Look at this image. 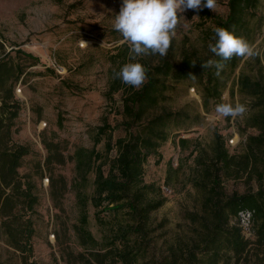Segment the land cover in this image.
Masks as SVG:
<instances>
[{"label": "trees", "instance_id": "obj_1", "mask_svg": "<svg viewBox=\"0 0 264 264\" xmlns=\"http://www.w3.org/2000/svg\"><path fill=\"white\" fill-rule=\"evenodd\" d=\"M260 2L227 0L224 19L215 18L207 8L197 11L200 20L213 24L203 34L206 54L200 56L195 51H185L179 62H175L171 58L172 49H169L164 57L158 54L155 64L141 60L147 79L139 89L123 84L114 76L108 93L121 92L120 126L124 129V137L113 140L115 128L104 119L96 128L90 149L79 147L72 155L64 156L59 143L42 141L46 157L43 167L39 164L38 169L49 173L50 198L57 209L68 188L65 178H54L53 167L67 162L74 164L70 189L74 192L79 215L72 232L79 251L59 243L62 264H141L152 241L151 235L156 231L151 227V214L165 203L159 188L144 182L143 168L148 158L158 154L159 148L179 127V122L187 117L182 112H156L165 100L168 83L199 85L205 111L209 101L218 102L242 58L224 61L225 67L219 76L215 75V67L204 69L205 61L220 60L208 48L210 42L215 43L213 29L223 27L247 39L249 19ZM10 52L0 58V234L18 255L20 264H35L32 261L35 233L32 216L38 198L30 178L18 172L29 150L14 144L11 136L14 120L20 112L13 90L21 77L27 75L21 61L37 63L38 60L19 49ZM259 74V78H251L241 73L235 80L238 92L250 102L243 130L254 133L246 136L241 154H229L223 138L215 134L211 154H199L194 158L198 176L192 183L202 192L203 200L201 213H187L185 218L196 227L195 236L187 243L171 246L168 260L154 264H243L252 254L262 255L259 261L264 264V74L261 68ZM60 122L58 117L57 123ZM103 140V153H100L96 146ZM187 144V139L178 138L181 150H186ZM223 178L254 179L257 190L226 195ZM89 186L92 191L87 194ZM89 207L94 210L97 223L108 230L100 242L88 228ZM241 212L250 216V237H246L240 226ZM102 214L109 218H102Z\"/></svg>", "mask_w": 264, "mask_h": 264}, {"label": "rangeland", "instance_id": "obj_2", "mask_svg": "<svg viewBox=\"0 0 264 264\" xmlns=\"http://www.w3.org/2000/svg\"><path fill=\"white\" fill-rule=\"evenodd\" d=\"M226 3L227 0H217V8L210 10L215 18L226 17ZM121 4L122 0H0V58L4 53L19 49L38 60L37 63L21 61L27 75L21 77L13 90L20 112L14 120L11 136L14 144L29 150L18 172L30 178L38 198L32 216L35 232L32 261L35 264H54L55 260L62 264L59 243L79 251L72 232L79 215L74 192L70 189L74 164L67 162L53 167L54 178H65L68 188L59 201L60 209H57L50 198L49 173L43 168L42 172L38 169L39 164L43 167L46 157L42 141L59 143L64 156L72 155L79 147L90 149L96 128L104 119L115 128L113 140L125 136L120 126L121 92L108 93L114 73L130 62L129 48L121 42L123 37L112 26ZM196 12L189 9L178 13L184 20L178 24L169 48L175 62H179L185 51H195L200 56L206 54L203 34L213 24L200 20ZM249 33L246 40L258 54L241 59L220 100L209 101L207 111L202 106L199 85L168 83L165 100L156 112H182L187 117L179 122V127L159 148L158 154L148 158L143 168L144 182L159 188L165 203L151 214V227L156 231L151 235L152 241L141 264L168 260L171 246L187 243L195 236L193 230L196 227L185 218L187 213L200 214L203 200L202 192L192 183L198 176L194 158L199 154H211L215 134L223 138L229 154H241L246 136L254 133L243 130L250 102L238 92L235 80L241 73L259 78L260 68L264 74V0L249 19ZM81 40L87 42L82 48L79 47ZM157 56H141L138 62L146 60L155 64ZM53 64L62 68L61 75L55 72ZM222 102L244 104L247 111L242 117H219L215 107ZM58 117L60 123H57ZM178 138L188 140L186 150L178 147ZM229 140H233L232 145L228 144ZM103 144L104 140L96 146L100 153H103ZM92 180L93 175L90 184ZM222 187L226 195L257 190L255 180L245 178H223ZM91 191L89 186L87 194ZM93 212L89 207L88 228L100 242L108 230L97 223ZM101 217L109 218V215L102 214ZM261 256L252 254L243 264H261ZM0 264H20L18 255L7 246L6 238L1 234Z\"/></svg>", "mask_w": 264, "mask_h": 264}, {"label": "clouds", "instance_id": "obj_3", "mask_svg": "<svg viewBox=\"0 0 264 264\" xmlns=\"http://www.w3.org/2000/svg\"><path fill=\"white\" fill-rule=\"evenodd\" d=\"M203 8L214 11L217 0H122L119 13L115 15L113 29L121 34L129 48V60L114 73L123 84L139 89L146 81V69L138 57L159 54L167 55L176 29L186 10L199 11ZM195 18V17H194ZM215 43H209V50L220 60L209 59L202 64L205 68H216L219 76L225 67L224 61L233 57L252 58L258 53L255 47L243 37L223 27L213 29ZM81 45L87 42L81 40ZM102 46V44H101ZM135 61V62H133ZM195 77V76H192ZM247 111L244 104L219 103L215 112L219 117H242Z\"/></svg>", "mask_w": 264, "mask_h": 264}, {"label": "built area", "instance_id": "obj_4", "mask_svg": "<svg viewBox=\"0 0 264 264\" xmlns=\"http://www.w3.org/2000/svg\"><path fill=\"white\" fill-rule=\"evenodd\" d=\"M186 11H184L183 13H185ZM87 37H89V36L87 35ZM79 47L82 48L83 46L80 44ZM53 68H54L55 72L58 75L62 74V72H61L62 68L60 66H56V65L53 64ZM191 91L194 92V89H191ZM228 144L232 145L233 144V140H229ZM249 218H250V216L246 212H241L239 214V223H240V226L244 229L246 237H250L251 236V234H250V232L248 230Z\"/></svg>", "mask_w": 264, "mask_h": 264}]
</instances>
